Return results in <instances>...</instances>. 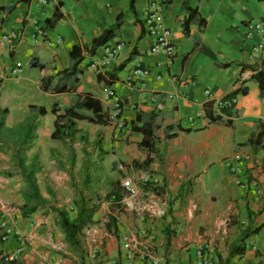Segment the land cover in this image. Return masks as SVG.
Wrapping results in <instances>:
<instances>
[{"label": "crops", "instance_id": "obj_1", "mask_svg": "<svg viewBox=\"0 0 264 264\" xmlns=\"http://www.w3.org/2000/svg\"><path fill=\"white\" fill-rule=\"evenodd\" d=\"M150 2L134 0L130 8L129 0H0V205L9 210L0 214V220L12 222L25 237L19 254H14L15 240L9 239L0 246V255L32 264L34 256L40 254L44 260L45 248L53 247L50 232L55 227L50 216L42 209L27 217L21 214L26 184L16 166L17 158L26 165L34 162L50 144L55 119L50 108L55 105L63 113L86 93L99 101L107 116L111 105L102 101V94L111 88L123 98L118 118L124 127L117 131L111 125L110 132V126L93 125L117 140L106 154L108 169L116 171L122 162L128 165L124 177L139 181L138 192L97 208L94 217L105 211L109 223L105 242L93 246L90 261L128 264L121 240L133 235L145 241L158 259L155 264H197V246L213 250L203 254L212 264H264V228L243 241L242 254L226 260L228 246L238 241L246 226L264 224V151L243 145L256 136L254 123L264 124V88L260 95L258 84L247 82L246 92L234 95L229 120L213 103L226 99L239 79L249 75L242 66L264 68V49L251 51L258 36L245 39L243 28L246 22H260L264 28V0H166L160 12L174 47L167 67L161 55L150 54L154 40L142 28ZM187 8L204 20L202 30L193 21L183 33ZM116 25L113 38L87 56L91 40ZM119 41L124 47L111 65L98 70L102 73L92 71L89 64L100 57L101 48ZM73 47L84 57L73 75L66 76L62 71L72 63ZM225 63L229 66L219 65ZM119 65L121 71L107 83L108 73ZM136 67L149 73L142 81L145 86L127 89L123 80ZM62 85L70 88L54 92ZM39 108L45 110L43 115ZM197 112L202 115L190 125L184 123ZM206 112L217 121L209 122ZM72 121L75 134L92 124ZM142 122L150 124L149 135L136 129ZM25 124L34 126L32 141L14 155L18 147L14 131H22ZM142 140L145 143L140 144ZM233 165L238 172L230 171ZM143 186L147 189L141 190ZM38 194L45 200L39 189ZM139 230L145 234H137ZM61 239L57 232L54 242Z\"/></svg>", "mask_w": 264, "mask_h": 264}, {"label": "trees", "instance_id": "obj_2", "mask_svg": "<svg viewBox=\"0 0 264 264\" xmlns=\"http://www.w3.org/2000/svg\"><path fill=\"white\" fill-rule=\"evenodd\" d=\"M134 0H129L130 8L132 6ZM187 16L185 20L183 21L181 25V29L184 34H187L189 25L195 21L197 23V27L199 30H202L204 27V20L201 18L196 19V10L195 9H186ZM54 18H58L57 14H53ZM117 25L113 28L105 29L103 30L98 36L93 38L90 42V46L86 51L87 56H91L94 54L95 50L99 48L104 43L110 41L114 36V31L117 29ZM77 47H73L71 51L69 52V56L72 59V63L70 66L62 71V74L66 76L73 75L74 68L82 61L83 57H80L78 54ZM222 67L229 66V63L225 64H219ZM243 70L245 69V72L249 75L245 78H241L238 81V84H236L233 88V90L225 97L230 98L234 95L242 94L246 92L245 84L249 81L256 82L258 84V87L260 89V95L264 88V68H261L260 70H256L252 66H242ZM122 69V66H117L116 68L112 69L108 75V82H112L115 77V75L120 72ZM46 81H49V79H46ZM70 86L62 85L61 87H58L54 90V92L59 93L62 91H66L69 89ZM264 93V92H263ZM50 114L54 115V128L53 131L50 133V140L52 141H61L62 143H66L67 141H72L74 138V135L76 133L75 130V124L72 121L73 119L78 120H87L88 122L92 124H100L105 125L107 124V117L105 116L104 112H102L101 105L98 100L94 98H90L88 94H83L78 96L76 102L69 108H66L63 113L59 112V109L56 108L55 105H53L50 110ZM39 115H43L45 113V110L43 108H39L38 110ZM232 108H221L219 110V114L222 116H225L228 118L232 117ZM147 117L150 119L151 114H146ZM206 115L208 117L209 122L217 121V117H211L207 112ZM226 121V124L229 123V121ZM58 122H63V124H58ZM26 125V130H25ZM24 127H22V131L15 130V138L17 142V149L16 152H14V155H19L20 150L27 149L32 141V137L29 136L32 133V130L34 129V126L32 124H25ZM137 130H142V132H145L147 135L150 134L149 130H151L150 124L142 122L141 128H136ZM254 129H258L256 132V136L249 137L244 146H254L258 149H261L264 151V124L260 121L254 123ZM10 132V131H9ZM13 132V131H12ZM84 139L83 136H80L79 140ZM145 143V140H142L140 144ZM16 166L19 169L20 176L23 178L24 183L26 184V191L24 192V200L25 204L21 207V214L23 217H27L31 214H33L39 207H43L45 204V200L42 199L38 194V189L35 184V177L34 174L36 173V166L34 162H31L29 164H24L23 160L20 158H17ZM71 159V155L68 157V160ZM116 184V182H115ZM90 182L89 180H84L82 188H89ZM113 190L109 192V194L105 195V199L109 203L117 204L122 196L125 194V191L118 186H114L112 188ZM141 190L147 189L146 186H143L140 188ZM138 192V190H137ZM136 192V194H137ZM93 194V193H92ZM97 196H84L82 192L74 198L72 204V207L74 208V216L70 217L69 214L62 209H55L52 208L53 211L56 213V220H57V226L59 227L62 235H63V241L65 245L68 247V249L73 253L75 257H78L80 259V263L78 264H84L82 263L81 259L83 255L81 254V245H80V233L84 228L87 226H90L93 224V215L96 212L98 208V201ZM112 221V220H111ZM264 228V224H261L256 227H250L249 225L246 226L240 234V238L236 243L230 244L228 246V251L226 255V260H230L232 257L236 255H240L244 252V245L243 241L250 235L256 234L260 229ZM168 239L166 238V243ZM0 264H30L26 263L23 260L13 257L12 259H8L7 255H0ZM246 264H254V263H246Z\"/></svg>", "mask_w": 264, "mask_h": 264}, {"label": "rangeland", "instance_id": "obj_3", "mask_svg": "<svg viewBox=\"0 0 264 264\" xmlns=\"http://www.w3.org/2000/svg\"><path fill=\"white\" fill-rule=\"evenodd\" d=\"M104 126H110V132L113 131L108 121ZM101 130L96 125L89 124L79 134H75L70 142L62 143L61 141L50 140L48 147H45L47 149L43 150L41 155H37V159L35 158L34 162L38 168L35 173V181L39 191L44 193L45 196L44 206L39 207L37 211L42 209V214L49 215V220L50 222L52 221L51 227L54 225L55 229L53 231L51 229L50 232L53 247L45 248L42 254V257L45 258L44 260L38 257L41 255L37 252L39 255L33 257L32 264L80 263V259L75 257L64 244L63 235L57 226L56 213L52 208L65 210L70 217L74 216V208L71 203L82 192L86 197L95 194L98 197L99 209L100 204L109 203L105 199V195L109 194L114 186L121 187V182L129 178L124 177L128 167L124 162L121 163V166L116 171L108 169V162L105 161L107 158L106 154L113 149L110 144L117 142V140L113 138L111 133L107 135ZM80 136H83L84 139L81 137L79 140ZM70 155L71 159L68 160ZM129 179L137 190L139 181H135L132 178ZM84 180H89V188H82ZM24 187L22 186V189ZM124 195L130 196L126 191ZM95 213L93 215V224L84 228L79 237L81 254L83 255L81 261L84 264H98V262L92 263L89 257H93V246L98 244V242L102 245L105 242L104 239H106L104 231L106 224L109 223L108 217L105 211L102 212V210L98 212L97 218L94 217ZM111 230L113 233L116 232L115 225L112 226ZM57 232L61 234L62 239L54 242ZM62 243L63 245H61Z\"/></svg>", "mask_w": 264, "mask_h": 264}, {"label": "built area", "instance_id": "obj_4", "mask_svg": "<svg viewBox=\"0 0 264 264\" xmlns=\"http://www.w3.org/2000/svg\"><path fill=\"white\" fill-rule=\"evenodd\" d=\"M41 3H44V0H37ZM166 0H158V2H150L151 11L147 13L144 17L142 28L145 30L147 35L154 40V43L150 49V54L152 55H161L164 59V64L166 67L170 64L171 60L174 57V47L170 41V32L167 27L163 24V17L160 12L162 4L165 3ZM35 23V21H34ZM244 28V38L251 40L254 34L258 36L256 42H254L251 46L252 52H260L264 49V28L260 22H246L243 25ZM38 35L42 38L43 32L42 30L38 31ZM6 42H10V39H6ZM124 44L122 41L106 44L101 48V54L99 58L92 60L89 64V67L92 71L101 70L103 67L110 66L114 59L117 57V54L123 49ZM102 73V71H98ZM149 75L147 70H142L138 67L129 71L127 76L123 80V85L127 89H139L145 86V83L142 82ZM158 79L159 76H156ZM171 81L177 82V78L170 77ZM134 81V83H133ZM205 95H209V92L204 91ZM150 100L153 101V98ZM102 101L108 102L111 105V111L107 114L108 123L113 126V128L117 131H120L124 127V122L119 119V115L121 114V104L123 98L116 92H114L111 88H106L102 94ZM214 108L217 112L221 108L234 107L236 104L235 96L221 99V100H213ZM202 114L197 112L191 117H187L184 120V123L190 125L193 122L195 117H199ZM230 171L232 173L238 172L237 165H233L230 167ZM143 181H147L146 176L143 178ZM121 188H123L130 196L136 195V188L132 185V182L129 178H126L120 184ZM7 210L4 205H0V214L5 213ZM9 212V210L7 211ZM139 235H144V230H139ZM136 237L126 236L121 241V250L123 254V259L131 264L133 261H138L145 264H155L157 262V258H155L147 248V244L142 243L135 239ZM9 239H14L16 242V248L14 250V254H19L23 249L25 243V237L22 235L14 226L12 222H7L6 220H0V246L7 242ZM146 240H150L148 236ZM213 250L208 247L197 246L195 250V257L197 264H212L209 260L210 258H205L203 256L204 253L211 254ZM14 256L9 255L8 259H12Z\"/></svg>", "mask_w": 264, "mask_h": 264}, {"label": "clouds", "instance_id": "obj_5", "mask_svg": "<svg viewBox=\"0 0 264 264\" xmlns=\"http://www.w3.org/2000/svg\"><path fill=\"white\" fill-rule=\"evenodd\" d=\"M137 191V190H136ZM135 196V195H134Z\"/></svg>", "mask_w": 264, "mask_h": 264}]
</instances>
